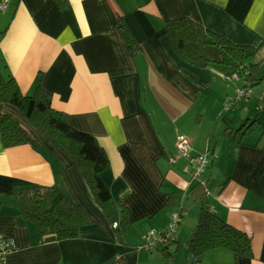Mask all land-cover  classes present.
Masks as SVG:
<instances>
[{"label": "crops", "instance_id": "crops-1", "mask_svg": "<svg viewBox=\"0 0 264 264\" xmlns=\"http://www.w3.org/2000/svg\"><path fill=\"white\" fill-rule=\"evenodd\" d=\"M183 17L233 43L264 48V0L9 1L0 14V72L25 95L35 93L41 76L54 108L98 138L111 159L101 179L128 208L130 225L119 232L69 155L20 109L0 104L40 140L39 149L6 147L0 130V191L51 186L61 175L93 220L76 238L46 241L34 222L0 202V233L16 244L0 264H188L185 249L203 210L195 205L190 221L191 201L253 239V258L218 248L205 254L212 253L209 264H264V79L246 85L185 61L168 30L170 20ZM243 87L252 95L229 105ZM182 137L191 142L190 157L180 155ZM199 155L207 159L201 178L193 162ZM198 183L204 190H195ZM170 195L179 205L167 209ZM181 209L175 241H159ZM151 230L157 241L148 248L143 238Z\"/></svg>", "mask_w": 264, "mask_h": 264}, {"label": "trees", "instance_id": "trees-1", "mask_svg": "<svg viewBox=\"0 0 264 264\" xmlns=\"http://www.w3.org/2000/svg\"><path fill=\"white\" fill-rule=\"evenodd\" d=\"M122 20L124 22L119 23V27L130 49L137 54L140 46L125 19ZM168 30L177 53L188 63L211 69L223 79L238 74L246 85L260 81L258 70L263 61L258 54L262 46L233 43L224 35L188 17L170 20ZM41 80L40 76L33 95H25L14 77H5L0 72V104L6 103L20 109L52 144L69 155L87 181L96 202L113 223L117 222L119 232H125L130 225L128 208L114 197L101 179V174L111 166L107 151L97 137L73 128L67 114L54 108L52 95L42 88ZM0 130L6 147L30 144L39 149L40 140L36 133L13 114L2 109ZM202 189L204 187L201 183L195 187L197 191ZM0 202L16 207L24 218L34 222L46 241L76 238L80 229L93 221L72 195L61 175L56 177L51 186L25 183L10 191H0ZM177 205V197L170 195L165 207L172 209ZM179 215L182 219L185 211L179 210ZM169 232L168 229L164 230L163 235L167 237ZM252 241L250 234L228 224L215 212L203 208L187 244L188 264H209L204 262L205 254L218 248L253 258ZM168 246L169 243L165 248ZM168 252L172 254L174 251ZM111 264L119 263L115 261Z\"/></svg>", "mask_w": 264, "mask_h": 264}, {"label": "built area", "instance_id": "built-area-1", "mask_svg": "<svg viewBox=\"0 0 264 264\" xmlns=\"http://www.w3.org/2000/svg\"><path fill=\"white\" fill-rule=\"evenodd\" d=\"M9 1L10 0H0V14L8 9ZM224 79L238 81L241 78L238 74H236L232 77L226 76ZM251 95H252V91L246 87H243L242 89H240L238 91L237 98L231 99L229 101V105L232 103H235V101H237V100H241L243 98L250 97ZM178 144H179L178 146H179L180 155L190 157L191 156V153H190L191 142H190V140L186 137H182ZM193 162L197 164L194 173L196 175H198V177L201 178V175L204 171V168L207 167L206 156H204V155L196 156L193 158ZM202 181L205 182V180H203V179H202ZM180 220H181L180 215L178 213L174 214L172 216L171 227L168 229L170 232L167 234V237H165L163 235L164 231H162V232H160L161 237H158V240L161 242L171 241V238H172V240H175V238H173V235L178 228ZM114 224L117 225V222H115ZM156 237H157L156 231L151 230L148 233H146L144 235V238H143L145 241L144 242L145 246L148 248L154 247L156 244L155 242L157 241ZM15 248H16L15 240L13 238L5 235V234L0 233V261L4 262L6 260V258L14 252Z\"/></svg>", "mask_w": 264, "mask_h": 264}, {"label": "rangeland", "instance_id": "rangeland-1", "mask_svg": "<svg viewBox=\"0 0 264 264\" xmlns=\"http://www.w3.org/2000/svg\"><path fill=\"white\" fill-rule=\"evenodd\" d=\"M258 57H259V59L261 60V61H263V63L261 64V66H260V68H259V73H258V75H259V78H263L264 79V48L261 50V52L258 54ZM261 88V85L259 84V85H256V86H253L252 87V89L253 90H258V89H260ZM23 121V120H22ZM21 121V123L23 124V125H25V126H28L27 124H25L24 122H22ZM187 202V201H186ZM187 204V203H186ZM190 204H191V206H190ZM190 204H189V206H187L188 208V211H189V213H191L190 214V216H189V214H188V216L187 217H190V221H193V215H194V213H195V205L196 206H200V208H202L203 209V207H202V203H197V202H195V201H191L190 202ZM198 221V220H197ZM185 223V222H184ZM184 225V224H183ZM197 225V223L195 224V226ZM185 250H187V248L185 249ZM179 252H182L181 250L179 251ZM181 254V253H180ZM212 253H208L207 255H205L204 256V262L205 263H210L211 262V260L212 259H210L211 258V255ZM186 255H187V253H186ZM179 259H181V255H180V257L178 258V261H179ZM181 261V260H180Z\"/></svg>", "mask_w": 264, "mask_h": 264}]
</instances>
